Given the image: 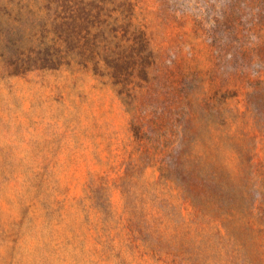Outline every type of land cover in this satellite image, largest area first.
Segmentation results:
<instances>
[{
    "label": "rangeland",
    "instance_id": "obj_1",
    "mask_svg": "<svg viewBox=\"0 0 264 264\" xmlns=\"http://www.w3.org/2000/svg\"><path fill=\"white\" fill-rule=\"evenodd\" d=\"M138 2L131 105L0 62V264H264V0Z\"/></svg>",
    "mask_w": 264,
    "mask_h": 264
},
{
    "label": "trees",
    "instance_id": "obj_2",
    "mask_svg": "<svg viewBox=\"0 0 264 264\" xmlns=\"http://www.w3.org/2000/svg\"><path fill=\"white\" fill-rule=\"evenodd\" d=\"M0 21L11 75L87 70L131 105L155 64L138 0H0Z\"/></svg>",
    "mask_w": 264,
    "mask_h": 264
}]
</instances>
